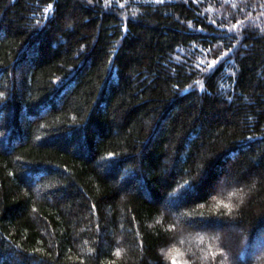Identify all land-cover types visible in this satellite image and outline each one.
<instances>
[{
  "label": "trees",
  "instance_id": "obj_1",
  "mask_svg": "<svg viewBox=\"0 0 264 264\" xmlns=\"http://www.w3.org/2000/svg\"><path fill=\"white\" fill-rule=\"evenodd\" d=\"M261 228L264 0H0V264H264Z\"/></svg>",
  "mask_w": 264,
  "mask_h": 264
},
{
  "label": "rangeland",
  "instance_id": "obj_2",
  "mask_svg": "<svg viewBox=\"0 0 264 264\" xmlns=\"http://www.w3.org/2000/svg\"><path fill=\"white\" fill-rule=\"evenodd\" d=\"M250 249L251 250H250L249 258L258 257L260 252L264 250V229L262 228L260 229V232L257 235V238L254 240V244L253 246H251ZM226 257L229 258L228 255ZM171 264H183V263L180 261V258L176 256V258H174Z\"/></svg>",
  "mask_w": 264,
  "mask_h": 264
}]
</instances>
